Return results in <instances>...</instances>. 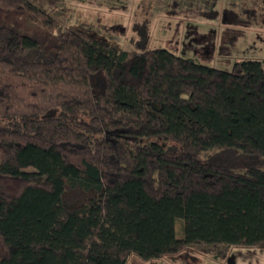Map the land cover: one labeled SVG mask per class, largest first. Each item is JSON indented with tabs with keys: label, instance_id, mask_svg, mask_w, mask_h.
Masks as SVG:
<instances>
[{
	"label": "trees",
	"instance_id": "obj_1",
	"mask_svg": "<svg viewBox=\"0 0 264 264\" xmlns=\"http://www.w3.org/2000/svg\"><path fill=\"white\" fill-rule=\"evenodd\" d=\"M145 21L123 50L37 1L0 0V264L264 249V62L221 70L146 48ZM210 149L251 163L202 160Z\"/></svg>",
	"mask_w": 264,
	"mask_h": 264
},
{
	"label": "rangeland",
	"instance_id": "obj_2",
	"mask_svg": "<svg viewBox=\"0 0 264 264\" xmlns=\"http://www.w3.org/2000/svg\"><path fill=\"white\" fill-rule=\"evenodd\" d=\"M34 1L62 25L74 27L86 39L101 41L105 47L116 44L123 50L136 49L148 19L146 48H164L221 70H231L242 60L264 62V0ZM157 142L164 147L172 145L162 139ZM200 158L237 171L251 163L239 149H210L202 152ZM253 164L264 170V158H257ZM180 224L181 220L176 225L177 231H181ZM245 251L233 248L230 258L218 261L203 253L202 247H192L180 254L150 261L133 255L127 264H263Z\"/></svg>",
	"mask_w": 264,
	"mask_h": 264
},
{
	"label": "crops",
	"instance_id": "obj_3",
	"mask_svg": "<svg viewBox=\"0 0 264 264\" xmlns=\"http://www.w3.org/2000/svg\"><path fill=\"white\" fill-rule=\"evenodd\" d=\"M239 250H242V248H238ZM246 249L245 254H248L250 256H256L259 258L263 264H264V249H256V248H243ZM237 250V249H236ZM259 253V254H258ZM230 258V256H229ZM235 264H246L244 262H234Z\"/></svg>",
	"mask_w": 264,
	"mask_h": 264
}]
</instances>
